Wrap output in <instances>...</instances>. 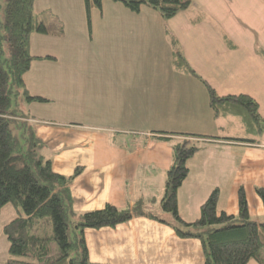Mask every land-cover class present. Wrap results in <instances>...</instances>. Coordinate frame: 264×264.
Masks as SVG:
<instances>
[{"label": "crops", "instance_id": "crops-1", "mask_svg": "<svg viewBox=\"0 0 264 264\" xmlns=\"http://www.w3.org/2000/svg\"><path fill=\"white\" fill-rule=\"evenodd\" d=\"M160 18L159 31L165 33L161 50L168 51L172 60H154V70L148 71L152 75L128 77L124 87V80L115 79L110 90H117L113 104L117 108L104 103L114 98L104 92L99 124L34 118V133L47 144L53 171L68 177L79 170L69 184L77 214L107 204L124 209L140 202L145 211L172 222L161 211V200L173 146L187 137L195 139L198 150L187 159L188 173L177 189L181 219L187 223L198 219L201 204L215 188L217 209L237 215L242 187L249 215L264 222L263 202L255 190L264 187V129L259 134V126H248L236 109L226 105L218 104L216 113L205 85L221 97L248 95L259 103L264 117V0H192L173 18ZM135 32L130 34L132 42L139 38ZM176 46L183 58L178 56L179 61L174 60ZM50 56L55 59L32 61L25 85L46 80L38 67L46 64L55 68L52 85L60 86L56 83L59 60ZM126 101H132L127 109ZM10 206L0 211L3 264L9 256L3 229L18 216ZM84 237L91 264L204 262L200 239L180 237L171 224L146 216H134L115 227L86 229ZM246 264L260 263L250 259Z\"/></svg>", "mask_w": 264, "mask_h": 264}, {"label": "trees", "instance_id": "trees-1", "mask_svg": "<svg viewBox=\"0 0 264 264\" xmlns=\"http://www.w3.org/2000/svg\"><path fill=\"white\" fill-rule=\"evenodd\" d=\"M35 0H4L3 20L0 22V211L13 205L18 216L5 225L3 233L9 243L6 264H91L88 258L84 231L102 227H115L134 216H146L171 224L180 237L200 239L204 249L203 264H246L256 259L264 264V222L251 218L244 189L238 191V213L228 215L217 209L219 190L215 188L200 206V216L194 222L183 221L177 209V189L187 176L186 161L197 150V142L185 139L173 146V162L166 172L165 193L161 211L169 214L167 222L143 209L137 202L131 208L119 209L107 204L101 209L77 214L69 189L70 182L78 175L77 169L70 176L55 173L50 158L44 159L37 149L42 145L34 133L30 117L18 114L11 106L16 88L25 86L24 75L33 60L55 59L30 53L33 32L47 33L42 22L34 19L32 6ZM124 4L131 12H140L145 5L169 20L186 9L192 0H113ZM100 6L102 0H86ZM180 57V53L176 52ZM178 60V59H177ZM179 61V60H178ZM210 106L218 112V104L236 109L259 126L264 120L257 114V103L248 95L218 96L205 83ZM26 100L49 102L45 97L28 95ZM185 135V134H181ZM257 194L264 206V187H257ZM43 221L41 222V220ZM51 223L52 233L41 232L45 221ZM51 243L56 253L51 254Z\"/></svg>", "mask_w": 264, "mask_h": 264}, {"label": "rangeland", "instance_id": "rangeland-1", "mask_svg": "<svg viewBox=\"0 0 264 264\" xmlns=\"http://www.w3.org/2000/svg\"><path fill=\"white\" fill-rule=\"evenodd\" d=\"M3 8L4 0H0V22L4 17ZM32 11L34 19L44 24L47 33L33 32L35 36L31 42L34 49L29 48L30 53L50 54L58 58L56 83L60 86L54 88L55 85H52L56 79L53 75L55 68L40 64L39 70L46 80H35L16 88L18 94L11 97V106L17 109L18 114L28 115L31 123L37 118L50 122L99 124L102 119L99 114L102 94L114 95L113 99L104 100L109 106L116 100L117 90H110L116 86L115 79L145 78L153 74L148 71L154 70V60H172L168 51L161 50L165 42L162 41L165 33L159 31L161 25L157 22L161 16L148 6H141L140 12L134 13L123 3L113 0H102L100 6L92 2L87 4L86 0H35ZM132 30L137 31V37L139 33L137 41V38L131 41ZM178 50L181 51L176 46L174 52ZM176 58L175 54L174 60ZM155 74L158 77V73ZM122 86H125V80ZM25 90L28 95L45 97L50 101H28L22 94ZM129 102L131 104L132 101ZM129 102H125L126 109ZM256 103V112L264 120L259 103ZM123 113L129 114L128 110ZM241 116L248 126L252 124L256 127L250 118ZM262 127L264 129V124ZM40 142L42 145L37 149L38 153L44 159L50 158L47 144L42 140ZM41 228L43 233H52L49 220ZM50 249L52 255L56 253L55 243H51ZM4 250L2 245L0 260ZM0 264H3L2 261Z\"/></svg>", "mask_w": 264, "mask_h": 264}]
</instances>
